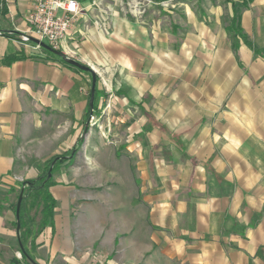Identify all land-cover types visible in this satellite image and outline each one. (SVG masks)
Here are the masks:
<instances>
[{"label": "crops", "instance_id": "1", "mask_svg": "<svg viewBox=\"0 0 264 264\" xmlns=\"http://www.w3.org/2000/svg\"><path fill=\"white\" fill-rule=\"evenodd\" d=\"M79 1L84 12L63 42L71 41L73 53L64 51L96 71L117 65L120 75L111 81L110 102L97 106L110 115L98 124L125 130L133 100L156 114L171 139L155 127L140 140L117 136L108 147L93 140L75 154L73 166L58 169L50 187L53 224L36 237L34 261L264 264V55L239 38L236 56L227 30L230 1L174 0L178 8L169 28L160 16L131 21L113 9L120 0H108L110 20L100 23L94 0ZM235 1H248L241 27L264 50V0ZM5 8L0 264H29L15 225L18 184L39 176L33 162L67 152L69 139L82 132L90 78L20 41L29 0H5ZM10 56L15 59L5 63Z\"/></svg>", "mask_w": 264, "mask_h": 264}, {"label": "rangeland", "instance_id": "2", "mask_svg": "<svg viewBox=\"0 0 264 264\" xmlns=\"http://www.w3.org/2000/svg\"><path fill=\"white\" fill-rule=\"evenodd\" d=\"M93 3H94L93 9L98 8V10H99L98 11L99 15L94 20H98L100 23H103L104 21L110 20V19L106 18V12L112 13V8L110 6H108V3H109L108 0H94ZM118 4H119V2L116 3V5H113V9L114 8H115V10L118 9L121 13L127 15L131 21H134V22L139 21L140 17L145 16V14L149 15L150 19L153 18L154 16H160L163 19L164 27L168 26V28L173 23L174 18H175V13H176V10L178 8L177 4L174 0H157V1H153V2H149L148 0H120V4L119 5ZM83 12H84V8H83ZM104 26L106 27V24ZM252 44H253V42H252ZM253 45L252 46L249 45V46L254 49L256 54L264 55V50H261L257 47H254ZM72 47L73 46L71 45V41H69L68 44H66L64 46L62 44V46L60 48H57V50L59 52H61L62 54L69 56L64 50H66L69 53H73V51L71 49H74V48H72ZM43 50L44 49L42 47L41 49L34 50V51L37 53H40V52H43ZM96 51H97V53H99L98 51L101 52V51H105V50L97 49ZM234 51L236 53V56L239 57L238 49H237V51L234 49ZM56 55L58 57H60L61 60H65L61 55H58V54H56ZM71 58L78 60L77 58H75L73 56ZM79 62H81V61H79ZM81 63H83V62H81ZM83 64H85V63H83ZM68 65H69V63H68ZM85 65H88V64H85ZM88 66H90V65H88ZM85 72L89 75V78H90V97H91V89H92L93 79H92V75L90 72H88V71H85ZM95 72L97 75L96 86H97L100 93H99L98 98L96 100H95V94H94L93 106L92 107L90 106L91 111H90V114L88 116L89 119L87 121L88 122L87 131L83 135V131H84L86 124H87V122H86L84 128L82 129V132L78 133V135L76 137L72 136L69 139L68 150H70L72 148V152L69 155V157L65 156V158H69L70 160L59 163L58 166L55 167L54 171H53V169H54V166L56 163L53 166L51 164L50 167L52 166V169H51L52 178H53V174L58 169H60L61 167L73 166V163H74L73 159H74L75 154H78L80 152H85L87 147H88V149H90L91 146L93 145V140H97V141L103 143L104 147H108L109 144H111V142H113V141L115 142L114 138H116L117 136L123 137L124 139L140 140V138L146 132H148L149 130H151L155 127H157L162 132H164L167 135L168 139H171V136H169L166 133V131H164L160 127L159 123L162 124V126H165V125H163L161 120L156 118V114L153 113L152 111H148L144 106L134 102L132 99H131L132 102L130 103V106H129V110L127 111L129 117H128V119H126V123L124 124L125 130H123L122 126H120V125H114V128H113L110 125L98 124V121L105 119L108 114H105V113L103 114L104 111H102V110H103V108H105V106L101 109H98L97 106L99 103H102V105H107L110 102L111 98H110V96H108V92H111L112 89H115V85H116V81H114V86H113L111 81H113L114 78L116 80L118 78V76H120V75H119V71H118V66L113 65V64L110 66L100 65L98 71L95 70ZM96 86H95V91H96ZM89 105H90V103H89ZM109 116L110 115H108V117ZM169 132L171 133L170 130H169ZM89 137H90V141L88 140ZM75 139H77L76 148L73 149V140H75ZM74 147H75V145H74ZM119 152L121 154H124V151H119ZM63 153H65V151L60 149L59 151H57V153L51 154L50 158L55 156V155H62ZM153 162H151V164ZM33 163L35 166H37L41 170L44 168V161H35ZM131 164H132L133 168L137 167V164H136L135 160H133V159H131ZM152 166H153V164H152ZM50 167H49L48 171L50 170ZM41 170H40V172H41ZM47 174H48V172H47Z\"/></svg>", "mask_w": 264, "mask_h": 264}, {"label": "trees", "instance_id": "3", "mask_svg": "<svg viewBox=\"0 0 264 264\" xmlns=\"http://www.w3.org/2000/svg\"><path fill=\"white\" fill-rule=\"evenodd\" d=\"M232 4L233 15L227 25V30L230 32L234 42V49L237 51L240 40L239 37L248 45L252 46V41L249 37L243 32L241 27V11L244 7L248 5V1H235L229 0ZM0 12L5 13V0H0ZM49 54L56 55L55 53L44 49ZM15 57H7L4 59V62L9 64ZM64 63L68 64L65 60H62ZM70 65V64H69ZM99 90L96 86L95 91V100L98 98ZM91 108H88V115L90 114ZM160 127L166 131V133L171 136L169 130L160 124ZM72 149L63 153L62 155H55L44 162V168L41 170L39 176L33 179H27L20 182V190L18 191V196L22 187L24 186L23 199L21 202L20 209V232L18 233L19 241L23 245V249L19 246V251L22 253L23 259L29 264H34L33 250L35 248V239L36 237L45 229L47 226L53 224L54 212L56 207V199L50 191L51 185H53V178H47V172L52 164V161L57 157H60L56 162L55 167L59 163L70 160L69 155L71 154ZM72 158V157H71ZM17 203L14 205L16 209ZM17 225V221L15 222ZM32 259V260H31Z\"/></svg>", "mask_w": 264, "mask_h": 264}, {"label": "built area", "instance_id": "4", "mask_svg": "<svg viewBox=\"0 0 264 264\" xmlns=\"http://www.w3.org/2000/svg\"><path fill=\"white\" fill-rule=\"evenodd\" d=\"M82 12L79 0H29L27 28L20 34V41L33 50L42 46L32 38L60 48Z\"/></svg>", "mask_w": 264, "mask_h": 264}, {"label": "water", "instance_id": "5", "mask_svg": "<svg viewBox=\"0 0 264 264\" xmlns=\"http://www.w3.org/2000/svg\"><path fill=\"white\" fill-rule=\"evenodd\" d=\"M32 41H34L36 43H39L46 50H49V51H51V52H53L55 54L61 55L69 64H71V65H73V66H75V67H77V68H79V69H81L83 71H88V72L91 73L92 79H93V83H92L91 97H90V102L89 103H90V106L92 107L93 106V101H94L96 77H97L95 70L93 68H91L90 66L79 62L76 59H73V58H71L69 56H66V55L62 54L56 48H53L52 46H50L49 44H47L45 42H41V41H39L38 39H35V38H32ZM87 127H88V122H87L86 127H85V129L83 131V135L86 133ZM59 158L60 157H57L56 159L53 160L52 166L58 161ZM52 166L50 167V170L48 171L47 178L52 177V172H51ZM23 193H24V186L22 187V189L20 191V194H19V197H18V200H17V205H16V221H17L16 230H17L18 233L20 232V227H21V224H20V209H21V202H22V199H23ZM19 245H20V248L23 249V245H22V243L20 241H19ZM33 262H34V264H38L34 260H33Z\"/></svg>", "mask_w": 264, "mask_h": 264}]
</instances>
